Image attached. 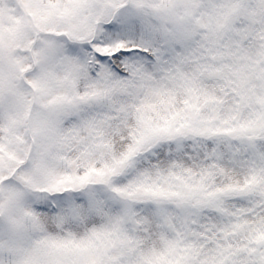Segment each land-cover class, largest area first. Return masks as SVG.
I'll list each match as a JSON object with an SVG mask.
<instances>
[{
	"label": "snow or ice",
	"instance_id": "snow-or-ice-1",
	"mask_svg": "<svg viewBox=\"0 0 264 264\" xmlns=\"http://www.w3.org/2000/svg\"><path fill=\"white\" fill-rule=\"evenodd\" d=\"M0 264H264V0H0Z\"/></svg>",
	"mask_w": 264,
	"mask_h": 264
}]
</instances>
